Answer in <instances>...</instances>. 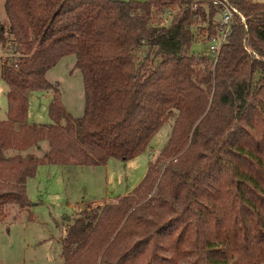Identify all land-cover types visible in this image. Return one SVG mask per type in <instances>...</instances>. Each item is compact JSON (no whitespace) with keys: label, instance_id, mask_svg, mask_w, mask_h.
Here are the masks:
<instances>
[{"label":"trees","instance_id":"trees-1","mask_svg":"<svg viewBox=\"0 0 264 264\" xmlns=\"http://www.w3.org/2000/svg\"><path fill=\"white\" fill-rule=\"evenodd\" d=\"M229 1L246 29L235 16L210 60L192 50L217 30L208 0H3L0 43L12 54L1 58L0 222L29 214L26 183L39 165L130 160L174 118L133 190L67 226L60 264H264V2ZM71 54L80 117L46 78ZM36 90L53 91L50 123L28 120ZM43 140L48 151L23 154Z\"/></svg>","mask_w":264,"mask_h":264},{"label":"rangeland","instance_id":"rangeland-1","mask_svg":"<svg viewBox=\"0 0 264 264\" xmlns=\"http://www.w3.org/2000/svg\"><path fill=\"white\" fill-rule=\"evenodd\" d=\"M254 1L264 2V0ZM165 16L164 13L163 23L170 20V17ZM0 17L6 21L3 0H0ZM8 45L0 43V120L7 118L6 96L9 86L1 77V58L11 56L12 51ZM192 50L195 55L212 60L213 55L208 49V42L196 40ZM75 60L74 54L62 57L48 70L46 78L49 82L57 84L67 113L72 117H80L84 112V92L81 71L74 68ZM52 93V90H36L28 94L30 119L34 118L39 124L51 122L47 107L53 96ZM173 120L174 118H169L166 121L153 136L146 151L135 158L136 160L108 159V172L104 166L106 163L94 166L76 165L78 168L73 166L41 168L38 178L31 180L28 185L27 197L32 203L29 214H24L20 220L12 223L0 222V264H60L62 239L67 226L78 219L82 210L104 205L111 202L112 198L115 199L117 195L124 194L135 178L138 179L148 160L156 161L160 157V150L167 143L171 133ZM48 150L49 143L43 140L27 152L40 156ZM106 198L111 200L79 205L82 202Z\"/></svg>","mask_w":264,"mask_h":264},{"label":"built area","instance_id":"built-area-1","mask_svg":"<svg viewBox=\"0 0 264 264\" xmlns=\"http://www.w3.org/2000/svg\"><path fill=\"white\" fill-rule=\"evenodd\" d=\"M214 6L218 8V21H217V30L214 35H212L208 41V49L210 53L213 55L214 60L219 53L221 46L226 43L231 34L232 25L235 16L240 18V21L245 24V17L239 12V10L230 3L229 0H208ZM197 7V3H189L181 8V11L185 9H195ZM166 18H169L173 15L171 10H168L166 13ZM254 56H256L254 54Z\"/></svg>","mask_w":264,"mask_h":264},{"label":"crops","instance_id":"crops-1","mask_svg":"<svg viewBox=\"0 0 264 264\" xmlns=\"http://www.w3.org/2000/svg\"><path fill=\"white\" fill-rule=\"evenodd\" d=\"M62 59V58H61ZM48 72V71H47ZM52 95H53V93H52ZM7 119V118H6ZM6 119H4V120H6ZM4 120H0V121H4ZM28 120L30 121V122H35V123H38L37 121H35V119L34 118H31L30 119V117L28 116ZM39 124V123H38ZM32 148V147H31ZM30 149V148H29ZM28 149V150H29ZM28 152L27 151H25L23 154H27ZM143 154V153H142ZM141 154V155H142ZM140 156V155H139ZM138 156H136L135 158H137ZM135 158H132V159H134V160H136ZM131 160V159H130ZM108 162H109V160L106 162V164L104 165V166H106V171L108 172V167H107V165H108ZM136 162V161H135ZM148 162H149V160H148ZM148 162H147V164H148ZM131 164V163H130ZM147 164H146V166H144L143 167V169L141 170V172H140V175H139V177H138V179L137 178H135V180H134V182H133V184L131 185V187L130 188H128L127 190H126V192L124 193V194H122V195H125V194H128V193H130L132 190H133V188L139 183V181L142 179V177L144 176V174H145V172H146V169H147ZM51 166H61V168L64 166V168H66V167H68V166H73V167H77L78 168V166H76V165H40V166H38L37 167V171H36V175H35V177H33V178H30L28 181H27V195L29 194L28 193V191H29V189H28V185H29V183H30V181L31 180H36L37 178H38V176H39V172H40V170H41V168H49V167H51ZM52 169V168H51ZM117 196H121V194H119V195H117ZM116 196V197H117ZM115 197V198H116ZM112 199H114V198H112ZM109 200H111V198H106V199H100V200H93V201H91V202H82V203H80L79 205H81V206H83L82 204L84 203V204H89V203H98V202H104V201H109Z\"/></svg>","mask_w":264,"mask_h":264}]
</instances>
